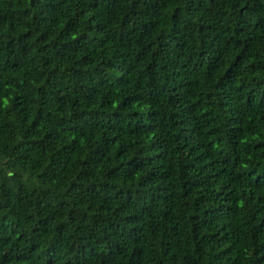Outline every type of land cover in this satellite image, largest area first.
I'll return each instance as SVG.
<instances>
[{
	"label": "trees",
	"instance_id": "obj_1",
	"mask_svg": "<svg viewBox=\"0 0 264 264\" xmlns=\"http://www.w3.org/2000/svg\"><path fill=\"white\" fill-rule=\"evenodd\" d=\"M0 264H264V0H0Z\"/></svg>",
	"mask_w": 264,
	"mask_h": 264
}]
</instances>
